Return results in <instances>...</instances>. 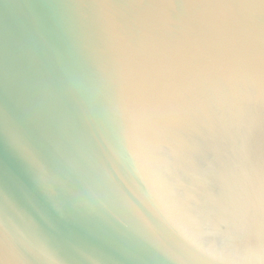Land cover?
Returning a JSON list of instances; mask_svg holds the SVG:
<instances>
[{
  "label": "water",
  "instance_id": "obj_1",
  "mask_svg": "<svg viewBox=\"0 0 264 264\" xmlns=\"http://www.w3.org/2000/svg\"><path fill=\"white\" fill-rule=\"evenodd\" d=\"M0 264H264V0H0Z\"/></svg>",
  "mask_w": 264,
  "mask_h": 264
}]
</instances>
